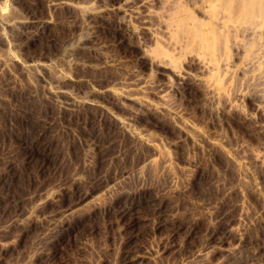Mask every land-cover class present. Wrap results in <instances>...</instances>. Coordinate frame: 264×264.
<instances>
[{"label":"bare ground","instance_id":"bare-ground-1","mask_svg":"<svg viewBox=\"0 0 264 264\" xmlns=\"http://www.w3.org/2000/svg\"><path fill=\"white\" fill-rule=\"evenodd\" d=\"M82 1L83 4L74 3L75 1L72 2V0H50L49 6L53 9L60 7L75 9L81 15L86 34V30H93L92 32L104 30L107 18L113 16L118 19L121 26L128 29L131 35L139 37L142 34L145 35L149 39V43H153L154 46L148 45L147 40L146 43L136 44L139 48L136 58L138 60L147 59L145 68L156 72L157 76L165 82L164 85L167 89H174L184 94L194 88L198 89L203 104H207L206 107L209 106L213 112L218 110L217 99L223 94V83H226L225 81L229 80L231 75L228 70L231 67L227 68L228 43L231 40L232 47L234 46L241 52L238 57L239 72L244 75L247 81L251 82V87H249L252 89V93L248 97L254 106L255 113L241 112L242 116L244 119L253 121L257 129L264 133V121H257L255 118L256 114L264 115L262 93L264 89V0H116L114 3L105 0ZM193 2L194 4L195 2H203V4L206 2L200 10H197L201 17L197 15L198 18H195L185 7ZM3 7L0 3V28H3L1 26L16 28L38 23L22 16H8ZM132 21L137 22V25H133ZM1 30L3 29H0V40L4 41ZM82 35L73 39L74 41L66 46L65 53L68 56L73 57L75 50L84 46L97 49L98 44L95 38L88 34V37H85L82 42V37L85 36ZM237 37L240 39L236 40ZM155 42H161L167 48L156 46ZM182 58L188 59L189 68L180 67L179 59ZM3 60L0 58V66L6 72L9 70V64L7 66ZM73 60L67 62L66 65L75 67L80 65L77 60ZM107 62L108 60L102 64L99 63V68L106 66ZM231 62L234 65L233 61ZM86 63L81 66L84 68L91 66L89 62ZM48 65L40 61L27 62L22 66V72L26 76L34 75L35 77L39 71L50 75L51 69ZM53 73H57V71L51 74ZM52 77L51 82L49 81L39 90L31 85L32 91L29 93V98L39 96L46 99L53 104L58 112L67 113L68 117L72 118L80 112L95 110L97 116L91 120V123L87 124L88 126L79 127L80 136L90 134L87 127L91 129L95 120L101 124L112 120L116 123L117 132L121 137L129 138L135 150L139 146H143L148 148L149 153L141 160L139 167L132 173H126L121 181L116 183L112 180L108 169L104 170L102 165L108 162V164L112 163L119 157V154L104 155L102 144L100 145L98 141L92 143V152H89V150L91 151L90 145L88 153L86 152L84 156V167L95 171V175L88 185L103 189L105 198L100 199L95 196L91 200L87 198L86 202L87 200L89 202L84 207L82 206L83 208H76L75 203L78 201L75 203L74 200L67 201L65 199L67 195L84 181L80 173L76 172L71 175L67 184L42 189L37 194L35 192V195L13 203L15 209L0 220V264H11L13 260L10 261L11 263L8 261L11 258L10 255L15 251L19 252L26 239H31L30 248L28 251L26 250L25 254L23 253L24 255L18 261L16 260L15 264H63L59 256L64 250L65 244L68 243L67 241H70L69 238L74 237L77 230L86 222L97 217L106 218L111 228H114L116 232V236H114L117 239V247L115 252L113 251L112 260L107 261L106 264H224L221 263V259L225 261V264H229L233 260L238 262L237 248L228 244L226 234L219 237L212 232L206 236L202 245L198 244L200 247L196 246L197 248L187 254L179 255L182 248L187 247L194 237L195 219L193 218L195 217L186 218L185 221L183 220L184 222H180L176 213L179 206H170L168 199L176 193L186 192L196 179L189 178L181 181L173 172L168 155L160 150V145L158 146V143L146 132L135 130L133 126L134 120L139 119L141 114L147 110L167 116L172 114L177 116L179 109L177 110L172 102L169 103L166 91L156 90L157 101L153 102L145 95L146 84L144 82L126 84L120 81L118 89L113 88L114 85L113 87L107 85V83L92 91L91 88L87 94L79 95V92L77 94L72 91L73 88H70L80 83L84 79L83 77L82 80L79 78L81 76L69 78L67 75L54 74ZM69 85H71L70 88ZM151 86L147 85V88ZM106 94L111 96L110 101L103 97ZM223 98L225 99V96ZM227 103L226 105L240 110L237 104L228 100ZM117 107L124 110L123 115L116 113ZM56 121L55 117L49 115L39 118L40 129L35 135L33 134L31 143L29 142L30 144L21 150L22 166L27 167L34 159L38 158L41 160L40 171L43 173L55 163L56 157L51 152L48 137L58 134H65L69 137L72 135V129L68 123L62 125ZM183 122L180 120L177 125L179 132L184 138L194 142L187 125ZM219 141L220 139L217 140V143L215 141V145L220 146ZM135 152L137 153V151ZM228 154V151L225 152L227 158ZM246 158L248 163L264 168V144L260 145L257 151L249 152ZM241 162L244 166L245 162ZM1 163L2 160H0ZM3 164L2 182H10L16 176L17 159L10 155ZM109 178H111V182L108 181ZM131 179L133 186L124 187ZM159 181L162 182L161 187L154 188L153 183ZM83 192L78 193L77 200L84 199L89 193ZM144 208H150L152 214L144 215L142 213ZM214 215L216 216V214ZM205 216L211 219L213 212L208 211ZM238 224L240 223L238 222ZM228 230L230 231L232 228ZM237 231L239 235L242 234V228H238ZM149 235L151 237L156 235L155 237L159 236V238L147 242L141 240ZM238 237V240H243L240 236ZM88 243L84 244L85 247L92 249L93 246ZM96 257L98 258V256ZM97 258L86 260L88 261L86 263L102 264Z\"/></svg>","mask_w":264,"mask_h":264},{"label":"rangeland","instance_id":"rangeland-1","mask_svg":"<svg viewBox=\"0 0 264 264\" xmlns=\"http://www.w3.org/2000/svg\"><path fill=\"white\" fill-rule=\"evenodd\" d=\"M49 1L0 0L1 5L4 6L3 9L5 8L4 12L8 16H22L38 22L16 28L5 26L0 28L3 29L1 31H3L4 37V41L0 40V58L4 59L6 65L9 64V70L6 72L0 66V160H2L0 164V220L15 209L13 203L30 195H35V192L37 194L42 189L67 184L70 181L68 179L76 172L80 173L84 181L67 195L65 198L67 201L72 202L74 200V203L78 201L75 203L76 208H83L89 202V200L86 202L87 198L91 200L95 196L104 199L103 189L88 185V182L94 177L95 171L84 167V156L86 152L88 153L87 150L90 149V145L91 151L89 150V152H92V143L98 141L100 145L102 144L104 155H108V153L119 154L120 158L118 157L110 164L108 162L102 165L104 170L108 169L112 175V180L116 183L121 181L126 173H132L139 167L141 160L149 153L148 148L143 146H139L135 150L133 143L131 144L132 141L125 136L121 137L117 132L116 123L112 120H107L104 124L95 120L91 129L87 127L90 132L89 135H85L87 139L85 136H80L79 127L90 124L91 120L97 116V112L87 110L78 113L76 117H68L67 113L58 112L53 104L46 99L39 96L29 98V93L32 91L31 85L39 90L46 83L51 82L54 74L67 75L69 78L81 76L79 78L84 79L71 88L69 85V88H73L72 91L82 95L90 92L91 88L92 91L107 83V85L111 87L114 85L113 88L118 89L120 81L126 84L144 82L146 84L144 89L146 93H144L150 100L157 101L155 92L162 89L166 91L169 103L172 102L179 110L177 116L173 114L167 116L152 110L144 111L139 119L134 120V129L146 132L150 138L158 143V146L160 145V150L168 155L172 170L181 181L189 178L196 179L186 192L176 193L168 199L170 206H179L176 213L180 222H184L186 218L195 217L193 218L195 219L194 237L187 247L182 248V253L180 252L179 255L187 254L194 248L200 247L206 236L212 232L219 237L226 234L228 244L237 248L239 263L233 260L229 264H264V168L248 163L246 158L249 152L257 151L260 145L264 144V133L257 129L253 121L244 119L241 113H255L254 106L248 97L252 93L251 82L247 81L244 75L239 72L240 61L238 57H240L241 52L234 46V48L232 47L230 40L227 68L231 67L228 69L231 75L229 80L223 83V94L217 99L218 110L213 112L209 106L206 107L207 104H203L198 89L194 88L185 94L174 89L169 90L156 72L145 68L147 59L138 60L136 58L140 43H146L147 40L148 45L154 46L153 43H149V39L145 35L142 34L140 37L131 35L128 29L121 26L117 21L118 19L113 16L107 18L104 30L97 32L86 30V34L81 15L75 9H71V7L53 9L49 6ZM76 1L72 0L74 3L83 4L82 0ZM105 1L116 2V0ZM205 4L203 2H195L194 4L193 2L191 5H185V7L195 18H198L200 15L197 10H200ZM132 24L137 25V22L132 21ZM88 34L95 38L98 44L96 50L90 46H84L76 49L73 57L65 53L66 46L72 43L76 37L84 36L82 37V42H84ZM238 38L240 39L237 37L236 40H239ZM155 44L165 47L161 42H155ZM230 47L233 49L231 50ZM72 59L77 60L80 65L76 67L66 65ZM103 59L106 60L103 61ZM107 60L108 64L99 68V63L102 64ZM32 61L49 64L50 75L42 71L38 72L37 77L24 75L22 66ZM84 61L87 62L86 64L89 62L91 66L82 67L81 64H85ZM188 62L187 58L179 59V65L183 69L189 68ZM56 71L57 73L51 74ZM147 85L152 86L147 88ZM262 93L264 96V89ZM222 95L225 96V99ZM103 97L105 100H111L110 95L106 94ZM220 97L223 98L224 102ZM227 100L237 104L240 110L226 105L228 104ZM122 110L118 107L115 109L118 115L124 114V110ZM43 115L55 117L56 122L62 125L68 123L73 136L58 134L48 137L51 152L55 154L56 158L55 163L42 173L40 171L41 160L38 158L34 159L27 167L22 166L21 150L31 143L33 134L35 135L40 129L39 118ZM255 116L257 121H264V115L256 114ZM180 120L187 125L194 142L184 138L179 132L177 125ZM218 138L220 139V146L215 145L219 140ZM227 151L229 152L228 158L225 155ZM10 155L17 159L16 176L10 182L3 183V162ZM241 161L245 162L244 166ZM111 178L108 181L111 182ZM86 185L88 186L85 187ZM161 185V181L153 183L154 188L161 187ZM129 186H133L132 179L124 187ZM83 191L89 192L88 195L84 199L77 200L78 193ZM208 211L213 212L211 219L205 216ZM261 211L263 212L261 213ZM142 213L144 215L152 214L150 208H144ZM210 220L213 222L211 223ZM213 226L215 227L213 228ZM237 227L242 228L241 235L238 234ZM229 228L232 230L229 231ZM79 229L74 237L69 238L70 241H67L64 250L61 251L59 259L63 264H84L88 262L86 260L96 259V256L102 264L110 262L117 247V239L115 238V229L111 228L108 220L97 217L86 222ZM155 236H145L146 238H141V240L147 242L159 238V236ZM238 236L243 240H238ZM30 241L31 239H26L19 252L15 251L10 255L11 258L9 257L8 261H14L10 262L11 264H15L16 260L18 261L29 250ZM86 243L92 245V249L86 248L84 245ZM83 258H86L85 261ZM221 261L225 264L223 259Z\"/></svg>","mask_w":264,"mask_h":264}]
</instances>
